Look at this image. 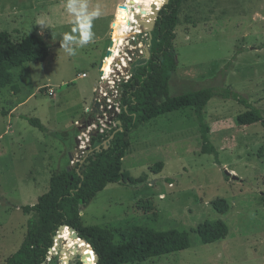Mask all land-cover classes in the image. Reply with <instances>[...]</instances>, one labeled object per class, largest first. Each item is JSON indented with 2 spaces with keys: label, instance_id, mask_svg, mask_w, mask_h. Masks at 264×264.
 Returning a JSON list of instances; mask_svg holds the SVG:
<instances>
[{
  "label": "rangeland",
  "instance_id": "obj_1",
  "mask_svg": "<svg viewBox=\"0 0 264 264\" xmlns=\"http://www.w3.org/2000/svg\"><path fill=\"white\" fill-rule=\"evenodd\" d=\"M69 2L0 0V31L14 42L41 37L48 49L44 63L13 68L4 77L10 84L0 88V264L17 252L36 223V216L21 208L36 204L53 174L73 169L91 152L92 135L105 138L115 127L116 118L106 126L107 120L93 113L94 104L110 100L118 109L120 84L147 61L149 31L140 27L133 47L144 54H134L129 38L122 56L131 48L125 53L136 58H125L124 67L112 68L114 74L103 80L118 43L112 30L116 21H123L126 3L137 8L136 16L128 12L129 21L139 23L153 19L160 0H71L76 12L68 11ZM97 6L101 16L90 21L94 39L79 48L80 33L72 32L79 26L77 17L89 16ZM66 33L73 36L69 46L77 49L75 56L60 46ZM175 34L171 96L203 87L229 89L260 110L263 120L240 126L236 117L247 111L245 106L212 98L203 117L216 161L213 154L201 153L192 108L152 119L129 134L123 185H107L81 210L80 218L85 226L112 230L116 242L139 227L189 234L188 249L134 264H264V0H183ZM22 116L37 119L46 132ZM216 224L227 226L225 239L202 244L198 230ZM63 234L57 233L48 264L60 256L52 252L55 245L65 250L60 260L66 261L67 251L78 248L69 238L63 240ZM78 262L75 255L67 264Z\"/></svg>",
  "mask_w": 264,
  "mask_h": 264
},
{
  "label": "trees",
  "instance_id": "obj_2",
  "mask_svg": "<svg viewBox=\"0 0 264 264\" xmlns=\"http://www.w3.org/2000/svg\"><path fill=\"white\" fill-rule=\"evenodd\" d=\"M164 2L165 0H160L156 12L161 9L153 30L149 33L148 60L136 67L129 79L119 86V114L115 119V127L105 138L99 134L92 135L91 152L81 162H77L73 169L53 174L48 191L38 198L36 204L21 208L24 214L33 213L36 223L27 231L17 252L7 258L4 264H44L60 230L64 231L61 238L72 240L82 253H89L92 249L97 256L96 264L141 263L190 247L189 234L176 229L155 231L139 227L129 238L116 242L112 230L85 226L80 218L81 210L107 185H123L122 160L130 146L129 134L152 119L192 108L199 124L201 153L213 154L216 161L218 153L209 142V127L203 117L204 108L212 98L233 99L244 105L247 111L236 117V123L240 126L263 120L260 110L229 89L220 91L203 87L176 96L170 95L169 79L177 69L175 29L183 0H168L166 4ZM47 58L48 49L41 37L29 35L14 42L8 33L0 31V88L10 84L4 77L13 68L24 64H41ZM227 67L219 73L218 79L222 80ZM22 117L32 127L46 132V128L37 119ZM103 142L106 144L103 145ZM68 228L74 229L81 241L73 238ZM197 234L202 244H211L225 239L228 229L224 224H216L211 229L203 227ZM52 252L59 254L57 245ZM67 262L57 256L50 264ZM93 262L92 256L85 264Z\"/></svg>",
  "mask_w": 264,
  "mask_h": 264
},
{
  "label": "bare ground",
  "instance_id": "obj_3",
  "mask_svg": "<svg viewBox=\"0 0 264 264\" xmlns=\"http://www.w3.org/2000/svg\"><path fill=\"white\" fill-rule=\"evenodd\" d=\"M132 9L135 12L137 10V8H135V6L131 4V2H127L123 21H116L115 24H114L113 31H112V36L117 38L118 43L115 44V47H114V49L112 51V54H111V57H110V59L108 61V64L107 65L105 64L106 65L105 66V71L103 72V80L104 81L110 79L109 77L113 74V69L112 68L118 67V65H116L117 61H119V70H121V68L124 67L122 65V62L125 59V58H123V56H126V55L120 56L119 53L121 52V48L123 46H125V38H127L130 34H136V33H141L142 32V29L140 28V26L136 25V23H138L137 19L129 21L128 12H134V11H132ZM135 12H134V14H135ZM135 16H136V14H135ZM134 25H136V27H133ZM138 48L140 49V47H136V48L133 49L134 54L136 52L138 54ZM123 50H124V48H123ZM108 56H106V57H108ZM131 56L136 58L135 55H131ZM48 254H47V256H48ZM44 264H48V262H45Z\"/></svg>",
  "mask_w": 264,
  "mask_h": 264
},
{
  "label": "water",
  "instance_id": "obj_4",
  "mask_svg": "<svg viewBox=\"0 0 264 264\" xmlns=\"http://www.w3.org/2000/svg\"><path fill=\"white\" fill-rule=\"evenodd\" d=\"M167 1L168 0H165L164 4H166ZM159 10L156 12L155 16L153 17V20L154 21L152 23L147 24V23H144V22H139V24L141 26H143L144 28L148 29L149 33L153 30L154 23H155V20L157 18V15H158ZM112 44H113V42L110 41V45L109 46H112ZM149 46H150V44L148 42V47H146L144 49V53H145V56H146L147 60H148V58L150 56ZM109 54H110V52L107 51V55L106 56H108ZM119 55L122 56V52H120ZM101 66H102V62L100 63V67ZM93 113L94 114H97L98 116H102V117H103L104 113H108L110 115V117H109V121L106 122V125H109L115 118H117V116L119 114L118 110H116L114 107H109L108 108V105H107L106 102H103V103L97 102V103H95L94 106H93ZM118 124H119V122H118ZM88 125L90 126L91 123H89ZM70 158H72V157L70 156ZM69 170L70 169L68 168L67 171H69ZM226 174L228 175L229 173L226 172ZM68 229L70 230L71 235H72L73 238L81 241V239L79 238L77 232L74 229H70V228H68ZM64 251H65L64 249L60 251V256H63ZM68 251H70V250H68ZM68 251L66 253V254L69 255L68 261H72L74 259L75 255H77V256H79V259H80L81 264H85L87 262V259L89 257H92L93 256V259H94L93 264H96L97 256L94 254V252H93L92 249L90 250L89 253H87V252L86 253H82V251L79 248H76V250L74 251V253H71V254Z\"/></svg>",
  "mask_w": 264,
  "mask_h": 264
},
{
  "label": "clouds",
  "instance_id": "obj_5",
  "mask_svg": "<svg viewBox=\"0 0 264 264\" xmlns=\"http://www.w3.org/2000/svg\"><path fill=\"white\" fill-rule=\"evenodd\" d=\"M68 11L70 12H76V7L74 6V3L70 2L66 5ZM85 7V5H80V8L83 9ZM101 16V10L99 8V6L94 7L93 11L90 13L89 16L84 17V18H80L79 16L77 17L78 19V27H74L72 29V32H79V38H78V46L79 48L89 44L90 42L93 41L94 39V33L91 30L92 29V25L90 23V21L92 19H97ZM41 25H43V22H41ZM73 40V36L70 33H66L63 36V41L62 44L60 45L63 48V51L65 52L66 55L68 56H75L77 54V49H73L72 47L69 46V42H71Z\"/></svg>",
  "mask_w": 264,
  "mask_h": 264
},
{
  "label": "built area",
  "instance_id": "obj_6",
  "mask_svg": "<svg viewBox=\"0 0 264 264\" xmlns=\"http://www.w3.org/2000/svg\"><path fill=\"white\" fill-rule=\"evenodd\" d=\"M132 11H134L133 9H132ZM135 12V11H134ZM154 20L153 19H150V20H148V21H146V22H144V23H147V24H150V23H152ZM143 22V21H142ZM136 25L137 26H140V27H142V28H144L143 26H141L139 23H136ZM136 25H134L133 27H136ZM137 34H140V33H136V34H130L126 39H125V43H126V41L130 38L131 39V41H130V44H131V46L133 47H135V41H136V36L135 35H137ZM134 35V36H133ZM140 46H141V43H138ZM142 47V46H141ZM134 49V48H133ZM107 51H109V48L107 49ZM126 51H129V50H125V52ZM124 52V53H125ZM138 53L140 54L141 53V55H143L144 53H142V51H141V49L139 50V48H138ZM127 53H125L124 55H126ZM129 56H131V55H129ZM128 55H126V56H124L123 58H127L128 60H130V57H129ZM117 64H119V62L117 61V63H116V65ZM114 68H116V69H118L119 70V65H118V67H114ZM113 74H114V71H113ZM82 77H85V75H82ZM101 77V76H100ZM101 79H102V77H101ZM129 79V78H128ZM127 79V80H128ZM126 80V81H127ZM48 94H49V96H53V90L51 89V88H48ZM104 95H106V94H104ZM110 100H107V103H108V108L109 107H112L111 105H110ZM116 110H118L117 108H115ZM119 112V111H118ZM103 117L107 120V122L109 121V117H110V115L108 114V113H104V115H103ZM106 123V122H105ZM107 126V125H106Z\"/></svg>",
  "mask_w": 264,
  "mask_h": 264
},
{
  "label": "crops",
  "instance_id": "obj_7",
  "mask_svg": "<svg viewBox=\"0 0 264 264\" xmlns=\"http://www.w3.org/2000/svg\"><path fill=\"white\" fill-rule=\"evenodd\" d=\"M113 31V30H112ZM111 32V31H110ZM109 38H110V36H109ZM95 90V89H94ZM70 169V168H69Z\"/></svg>",
  "mask_w": 264,
  "mask_h": 264
}]
</instances>
